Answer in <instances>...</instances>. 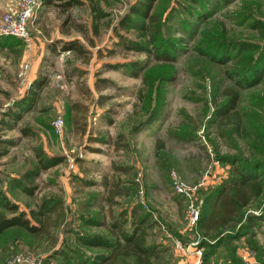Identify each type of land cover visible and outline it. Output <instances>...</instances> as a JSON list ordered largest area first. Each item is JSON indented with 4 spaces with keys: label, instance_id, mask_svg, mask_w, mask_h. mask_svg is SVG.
Here are the masks:
<instances>
[{
    "label": "rangeland",
    "instance_id": "rangeland-1",
    "mask_svg": "<svg viewBox=\"0 0 264 264\" xmlns=\"http://www.w3.org/2000/svg\"><path fill=\"white\" fill-rule=\"evenodd\" d=\"M68 1L40 0L27 40L0 32V191L31 224L47 228L0 234V264L27 256L26 264H137L116 255L130 246L111 226L122 217L128 229L145 219L138 235L145 232L155 248L152 264H184L191 249L180 248L191 242L205 263L248 264L244 249L253 264L264 260V216L247 235L234 236L264 212V74L243 85L237 73L264 53V0H201L205 9L157 0L151 12L177 45L168 61L152 45L142 52L126 41L143 39L137 27L120 25L137 0ZM184 21H192L187 30ZM70 40L80 52L62 48ZM220 43L224 60L216 57ZM39 76L31 107L12 119ZM36 149L58 164L38 170ZM244 166L259 175L262 193L225 225L188 224V201L174 181L196 186L192 201L201 217L212 210L215 188ZM49 199L58 208L37 219L33 212Z\"/></svg>",
    "mask_w": 264,
    "mask_h": 264
},
{
    "label": "trees",
    "instance_id": "trees-1",
    "mask_svg": "<svg viewBox=\"0 0 264 264\" xmlns=\"http://www.w3.org/2000/svg\"><path fill=\"white\" fill-rule=\"evenodd\" d=\"M43 1L45 3L50 4L52 0ZM73 1L76 2V0L68 1L67 5L71 4ZM156 1L157 0H137L136 3H134V5H132L129 9V14L125 16L123 20H121L120 25H122L123 28L130 29L137 27L138 30L142 31V40H134L130 38L127 39L124 37L125 39H127L126 41L129 43V46H131L133 49H137L142 52H150L149 46L152 45L155 48V56L163 61H168L174 59L173 57L176 52L175 49L177 45L176 41L165 37V32L167 31V29L165 28L164 24H161V22L159 21L158 14L151 12L152 7ZM191 1L196 4H203L201 0ZM202 8L205 9V6L202 5ZM193 14L194 12H192V16H194ZM131 15H133L134 17L131 18ZM198 17L201 19L208 17V15L205 14L203 16H200L199 11ZM190 25H192V21H184V30L189 29ZM219 46H222V48L218 50L221 53L217 51L216 57L220 58L221 60H224L227 57L226 54L223 52L225 51L226 47L223 43H220ZM62 48H64V50L74 49L77 52H80L82 49L78 44H76V41L72 40H70V42H66L62 46ZM246 50H248V48ZM253 62H251L250 64L252 65ZM245 71H247V73L245 74L243 72H237L242 73V75H240L241 84L244 85L250 83L251 81L260 80L264 74V53L260 54L257 57V61L255 62L252 68L250 66V68H246ZM250 74L251 76H253V78L250 81H247V78L250 77ZM40 77L41 76H39L38 79L33 80V86L31 89H29L27 95L16 102L15 105L17 108L9 112L8 115H10L12 119L19 120L22 117L20 115L21 112L24 111L26 108L31 107V104L34 101V97L36 94V91H34V89L38 88L43 84V82L40 80ZM232 104H234V101H232ZM8 123L9 120H6V123L4 124ZM20 131L27 134V131L24 127L21 128ZM9 143H11V141H9ZM35 151L36 163H38L39 167L38 170L48 169L50 167L56 166V164H58L60 160L57 156H45L42 149H36ZM251 168H249L248 166H244L242 167V169L240 168L236 173V176L228 180V183L215 188L213 194L214 200L212 203V210L209 213L205 212L204 215H201V217L199 216L196 227L199 226L201 229L206 228L207 230H210L216 228L217 226L227 224V222H229L232 217H234L235 213L239 211L240 207L247 205L249 201L253 198V196H258L262 193V183L259 178V175L254 173L253 168ZM58 203L59 201L57 202L50 199L46 200L39 206L41 210L37 211V213L33 212V214L34 216L37 214L41 217L43 216L44 218L48 217V215H51L53 211L58 208ZM217 203L218 207H220L218 211L214 207ZM5 212L10 214L8 215ZM263 216L264 212L261 215L254 214V216H250L247 220L248 223L245 230H238L236 234H234V236L238 238L240 234L247 235L249 229L252 228L255 224H257L256 219H260ZM35 217L37 219L39 218L38 216ZM144 220L145 219L143 217H139V220L137 222L132 221L130 223V229L125 227L126 220L124 219V217H122V221L116 220L111 223V226H114L118 236L123 240L125 239V242H130V246H127L123 250H119L118 252H116L117 256L124 257L125 255H128L133 257L136 260L137 264H152V259L153 256H156V252L154 246L148 245L147 242H145V232H143L145 231V228L143 226ZM43 225L45 224L40 223L39 225H37V227L36 225L31 224L30 219L26 216V214L18 210L17 204L11 201L8 197L4 195V193L0 191V234L7 231L10 227H19L33 234H39L44 229ZM139 229H143V231L141 230V232L143 233H141L140 235H138ZM44 230L46 231L47 228ZM82 242L85 243L84 239H82ZM103 244L106 246V248L111 246L119 247V244H117L116 242H103ZM260 252L264 254V251H262V249ZM202 257L203 261H205L206 256L202 254ZM45 264H47V262ZM255 264H264V260L262 259V257H259L258 261L255 262Z\"/></svg>",
    "mask_w": 264,
    "mask_h": 264
},
{
    "label": "built area",
    "instance_id": "built-area-1",
    "mask_svg": "<svg viewBox=\"0 0 264 264\" xmlns=\"http://www.w3.org/2000/svg\"><path fill=\"white\" fill-rule=\"evenodd\" d=\"M16 6L12 9L5 10L1 15L0 22V32L1 34L12 35L18 38H23L24 40L29 39V31L28 26L29 22L33 18L34 11L36 10L40 0H16ZM29 87V85H28ZM62 125V119L57 117L53 126L55 130L59 129ZM74 164H70V167L73 168ZM196 186H186L184 183L175 180L174 181V189L179 194L183 195L188 201L187 205V223L193 227L197 226V221L199 218V208L192 201L194 189ZM195 242H191L189 246L185 248H180L183 250L184 254L189 253L191 249V254L187 256V259L184 261V264H214L213 262H204L201 250L202 248H198L195 246ZM193 250V252H192ZM243 257L246 259L248 264H253L250 255H248L247 250H243ZM31 259L29 256L26 258L15 257L10 261V264H26L31 263Z\"/></svg>",
    "mask_w": 264,
    "mask_h": 264
},
{
    "label": "crops",
    "instance_id": "crops-1",
    "mask_svg": "<svg viewBox=\"0 0 264 264\" xmlns=\"http://www.w3.org/2000/svg\"><path fill=\"white\" fill-rule=\"evenodd\" d=\"M16 2V0H0V8H2V10H4V7L6 10L12 9L16 6Z\"/></svg>",
    "mask_w": 264,
    "mask_h": 264
}]
</instances>
